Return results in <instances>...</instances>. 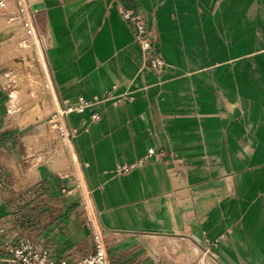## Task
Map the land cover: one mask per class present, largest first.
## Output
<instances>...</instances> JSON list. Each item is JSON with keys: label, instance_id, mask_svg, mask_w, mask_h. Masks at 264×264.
<instances>
[{"label": "crops", "instance_id": "obj_1", "mask_svg": "<svg viewBox=\"0 0 264 264\" xmlns=\"http://www.w3.org/2000/svg\"><path fill=\"white\" fill-rule=\"evenodd\" d=\"M30 1L57 98L88 101L66 121L110 264H264V0ZM123 11L154 34L159 72L147 68ZM3 84L0 260L4 245L24 239L75 263L88 237L69 210L73 189L36 186L53 195L31 200L25 231L9 214L17 195L47 179L32 162L53 148L39 127L7 121ZM109 90L130 100L112 106ZM148 148L161 157L115 173Z\"/></svg>", "mask_w": 264, "mask_h": 264}, {"label": "built area", "instance_id": "obj_2", "mask_svg": "<svg viewBox=\"0 0 264 264\" xmlns=\"http://www.w3.org/2000/svg\"><path fill=\"white\" fill-rule=\"evenodd\" d=\"M36 13L37 9L32 7L30 0H0L1 26L7 32V37L16 40L15 52L18 57L21 59L27 57L25 60L30 61L29 64L30 67H32V71H30L31 77H29L30 85L28 89L33 91L32 93L37 100L36 104L44 102L50 107V112L45 123L48 130L55 133L57 141L62 146L63 153L68 162V173L62 174V176L66 178L71 177L73 191L77 195L83 215L89 225L92 243L91 251L89 254L72 264H110L102 240L101 229L99 228L94 213L91 210L88 192L83 186L75 164L71 146L72 135L68 129L66 121L67 116L70 113H77L83 110L88 105V101L79 97L74 103H68L65 100L57 98L44 60V51L46 49L45 40L43 36L38 34L34 26V16ZM121 18L132 24L133 40L142 53L145 54L147 68L153 72H159L163 65V61L154 34L147 29L142 18L133 16L132 11H123L121 13ZM7 81H9V79ZM11 85L9 86L10 89H12ZM2 89L6 91L8 85L4 87L3 84ZM111 91L112 90H109L105 93L104 100H108L112 106H117L130 100V97L114 98L111 96ZM6 113L9 114L8 110H6ZM97 119L98 115L96 113L90 116L92 122ZM161 155V150L148 148L142 158L136 159L129 164L117 165L115 173L126 174L143 165L146 161L152 158H159ZM62 192L64 193V190H62ZM206 251L208 250H205L204 254ZM0 264L69 263L64 260L58 262L55 261L50 256L48 250L38 248L33 242L22 239L11 243L5 248V257L0 260Z\"/></svg>", "mask_w": 264, "mask_h": 264}, {"label": "rangeland", "instance_id": "obj_3", "mask_svg": "<svg viewBox=\"0 0 264 264\" xmlns=\"http://www.w3.org/2000/svg\"><path fill=\"white\" fill-rule=\"evenodd\" d=\"M1 27L2 26L0 21V30ZM6 36H8V34H6L5 32H0V82H4V87L8 85V89H6L5 91V102L7 103V110L9 112V114H7V121L10 124H15L18 126L29 124L30 128L39 127V129L41 131L43 130L45 134V138L43 139V141L47 144L51 142V147L53 148V152L44 155L47 158H42L39 160L47 164L48 166L44 165L43 163H37V159L32 162L33 166H35L36 164L40 166L39 169L45 170L47 179L42 178L41 180H38L39 182L37 184H34V186H32L31 188H28L24 193L17 195L14 198V201L16 202L15 208L9 211L11 217H14V219H18V221L21 222L20 229L25 231L27 230L28 225L27 217L30 215V211L33 210L31 200L33 198H36L37 203L41 204L44 200V196L49 197L53 195L52 193H50L49 195H45V193L43 192L41 194H36V191L34 190L36 186L47 185L46 191H50V189L52 188L51 191L53 193H55L56 190L59 191L62 187L66 188L67 191H72L73 187L69 183V181H63L60 178L62 172L65 170L64 168L66 167L65 157L62 156L61 158H59L58 152H60L62 149H60V146H56V135L55 133L48 131L45 127V122L47 121V116L50 112V107L44 102L36 104L37 100L35 99V95L32 93L33 91H30L28 89L30 85L29 77H31L30 71H32V67H30V65H28L27 67L25 64L17 65V63L21 62V60L15 52L16 40L14 38H9ZM8 79L9 81H7ZM10 85L12 86V89H10ZM16 90L19 92L22 91L23 94L19 95L18 97L14 96V92ZM12 119H15L16 122H14ZM36 141L39 142L37 143V145H43V147L46 146L45 143H42L39 140ZM61 169L64 170L62 172H59ZM33 173L36 175V172L32 167V169H29L27 173L29 177V186L34 183L32 178ZM37 179L39 178L37 177ZM70 196L71 195H69V197ZM72 197L74 198L70 200L73 201V204L69 207V210H72L74 214L78 215L79 220H81L84 225V229L88 237V239L86 238L85 242L80 247V249L84 251V256H86L87 254H89V246H91L89 225L87 224L86 219L83 215L76 194L72 195ZM5 228H7L8 231H11V226H5ZM7 246V244L4 245V251Z\"/></svg>", "mask_w": 264, "mask_h": 264}, {"label": "bare ground", "instance_id": "obj_4", "mask_svg": "<svg viewBox=\"0 0 264 264\" xmlns=\"http://www.w3.org/2000/svg\"><path fill=\"white\" fill-rule=\"evenodd\" d=\"M26 58H27V57H25V59H26ZM25 59H24V58H22V59L20 58L21 62L17 63V65H18V64H20V65H24V64H25V65L28 67V65H30V64H29L30 61H29V60L26 61ZM22 94H23L22 91L19 92V91L16 90V91L14 92V96H17V97H18L19 95H22ZM55 139H56V138H55ZM56 146H60V149H62V146L60 145V143H59L58 141H57ZM56 148H57V147H56ZM65 162H66V160H65ZM65 168H66V167H65ZM65 168H64V169H65ZM64 169H62V170H64ZM62 170H61V171H62ZM64 172H65V171H64ZM208 263H209V262H208ZM213 263H214V262H213Z\"/></svg>", "mask_w": 264, "mask_h": 264}]
</instances>
